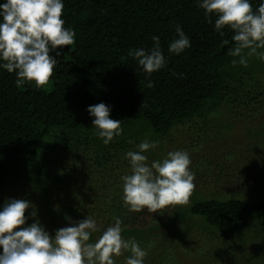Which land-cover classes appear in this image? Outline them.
Segmentation results:
<instances>
[{"label":"trees","instance_id":"trees-1","mask_svg":"<svg viewBox=\"0 0 264 264\" xmlns=\"http://www.w3.org/2000/svg\"><path fill=\"white\" fill-rule=\"evenodd\" d=\"M260 2L250 0L253 11ZM61 18L64 27L74 29V43L49 52L58 63L47 83L25 81L17 86L16 70L0 69V133L8 152L0 159V207L10 198L30 201L36 216L29 215L32 208L26 209V224L38 221L50 236L86 215L101 230L114 223L113 217H120L122 237L146 249L144 263L152 264H170L172 245L165 235L177 239L186 226L180 223L166 232L160 228L182 219L204 228L202 220L190 216L203 218L212 236L230 239L255 215L261 221L254 235L264 238V196L255 201L204 197L195 189L197 198L188 199L183 208L177 204L172 212L165 206L153 213L131 211L121 199L120 178L130 173L124 154L138 151L139 142L155 141L162 150V138L185 123L193 135L213 123L216 136L229 127L220 118L225 108L242 109L241 115H250L247 106L255 111L252 102L264 96L263 86L252 58L247 57L246 66L231 63L238 59L229 54L235 43L233 32L227 27L223 36L215 31V16L206 18L197 0H64ZM176 25L190 41L180 54L167 50L176 38ZM154 35L166 65L146 76L127 53L150 48ZM90 52H98L100 61ZM87 64L96 70V77L80 75ZM149 79L151 88L146 86ZM100 102L111 106L110 118L121 120V134L107 145L96 135L93 117L85 110ZM207 136L205 130L198 141ZM151 154L152 148L144 152L147 158ZM64 221L68 223L61 226ZM99 235L100 231L92 233L90 241ZM252 236L240 237L247 241ZM262 241L261 248L246 252L240 264H264ZM129 254L122 250L115 264H124Z\"/></svg>","mask_w":264,"mask_h":264},{"label":"clouds","instance_id":"clouds-1","mask_svg":"<svg viewBox=\"0 0 264 264\" xmlns=\"http://www.w3.org/2000/svg\"><path fill=\"white\" fill-rule=\"evenodd\" d=\"M197 7L206 18L215 16L214 30L221 36L225 27L233 32L231 39L235 43L229 54L238 59H233L232 64L246 66L247 57L252 55L264 62V0L255 11L250 0H197ZM63 8L64 0L0 3V69L9 73L16 70L17 86L25 81H34L37 86L47 83L58 63L49 52L56 46L74 43V29L64 27L61 18ZM175 32L176 38L169 42L167 50L180 54L190 47V41L179 25ZM151 39L150 48L129 49L127 53L146 76L166 65L159 37ZM56 56H60L59 51ZM146 86L151 88L153 82L149 79ZM85 110L93 117L91 124L105 145L121 134V120L110 118V105L100 102ZM155 147V141L143 140L136 145L138 151L124 154L130 173L120 178L121 199L131 211L153 213L170 204H186L194 188L195 173L189 168V154L179 149L169 151L162 160L149 163L144 152ZM28 208L33 209L29 215L35 217V206L24 199L10 198L0 207V264H115L114 258L121 256L122 250L130 253L124 257V264H144L146 249L134 239L122 237L120 217H113L114 223L101 230L96 220L86 215L50 236L38 221L26 224ZM97 231L100 235L90 241Z\"/></svg>","mask_w":264,"mask_h":264},{"label":"rangeland","instance_id":"rangeland-1","mask_svg":"<svg viewBox=\"0 0 264 264\" xmlns=\"http://www.w3.org/2000/svg\"><path fill=\"white\" fill-rule=\"evenodd\" d=\"M90 53L97 61H100L101 55L98 52ZM249 58H252L255 63L254 68L264 92V62H261L255 55L249 56ZM86 66L88 69H82L80 75L84 79L91 75L93 78L96 77V70L88 64ZM249 84L254 83L250 80ZM252 103L255 111L252 109L253 106H247L250 115H247V112L241 115L239 110L242 109L235 108L230 112L225 108L224 114L220 115V118L223 119V125L227 123L229 127L227 129L221 128L216 136H212L213 132L216 131V126L213 123H211V127L205 129L202 127L197 130L194 135L193 130L186 123L172 128L168 136L162 138L164 141L163 149H157V145L152 148V154L148 158L149 163L157 157L162 160L169 151L178 149L186 151L191 160L189 168L195 173L194 189L189 196L191 202L197 198L195 197V189L200 191L204 197L225 198L233 196L245 201L262 199L264 196L262 193L264 192V96ZM248 104L250 103L246 105ZM205 130L208 133L206 140L198 141L202 139L198 136ZM194 141L198 143L196 144ZM7 155L5 140L2 139L0 133V159ZM201 194L197 193V195ZM186 204H180V207L183 208V205ZM175 205L177 204L167 205L165 211L172 212ZM190 217L202 220L204 228L195 227L194 224L191 226L188 223L189 219L173 221L169 223L168 227L160 228L166 232L171 227L179 228L180 223L186 226L182 229L184 235L180 234L177 239L165 235L168 237L167 243L172 245L173 257L175 256L174 260L173 257H170V264H240V260L245 257L246 252L261 248L263 245L262 239L264 240V238L259 239L254 235L260 228L261 221L255 215L249 218L243 230L230 239L221 238L214 234L215 231L213 230L214 236H212L209 232L211 227L207 226L203 218L199 216ZM67 223L65 221L60 222V225ZM250 234L253 236L247 241H243L240 237ZM219 256L220 258L217 259ZM221 258L222 260H220Z\"/></svg>","mask_w":264,"mask_h":264}]
</instances>
